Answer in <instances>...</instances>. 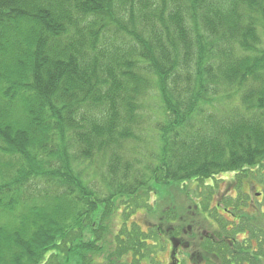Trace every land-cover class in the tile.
<instances>
[{"label": "trees", "instance_id": "trees-1", "mask_svg": "<svg viewBox=\"0 0 264 264\" xmlns=\"http://www.w3.org/2000/svg\"><path fill=\"white\" fill-rule=\"evenodd\" d=\"M262 170L264 0H0V264H163L153 195ZM236 201L191 262L264 263Z\"/></svg>", "mask_w": 264, "mask_h": 264}, {"label": "rangeland", "instance_id": "rangeland-1", "mask_svg": "<svg viewBox=\"0 0 264 264\" xmlns=\"http://www.w3.org/2000/svg\"><path fill=\"white\" fill-rule=\"evenodd\" d=\"M251 175L253 177L242 179L241 182L237 178L235 179L232 174L222 175L215 180V183L208 182L209 185L214 186L213 188L211 186L205 187L201 193L195 192L196 187L199 186L197 183L188 185V189L193 191H188L181 184L162 187L158 196L155 197L153 195L152 197L151 210H139L132 217V220L140 224L144 230L150 228L152 225L159 226L161 224L163 230L170 237L174 233L171 229H177L180 232L179 239L183 247L180 245L179 248L175 249L173 248V244L167 240V246L164 252L159 254L158 258L163 264H173L175 256L184 257L185 260L183 258V261L189 260L188 264H194V262H191V258L201 260L202 256H204L200 248L202 242L205 238L213 237L214 232L221 225V220H217V218L223 219L222 226H225V229L230 231L231 235L233 234L235 219L230 215L232 214L231 212H225L226 205L224 202H227L229 209H231V204H237L238 200L236 201V199L244 198L246 206L243 207L242 211L245 215L251 216L249 225H253L255 231L257 230V233H261L260 235L264 238V170ZM229 198H232L229 200L230 202L233 201L231 204L228 201ZM233 198L236 199L233 200ZM206 206L208 210L214 211L212 214L215 218L218 214L220 217L217 216L216 219H212L210 216L211 212H207ZM168 209L173 210L175 218H177L175 227L168 225L164 218V212L168 211ZM122 219L121 213L114 214L111 220L116 228L114 231L121 227ZM247 237V234L242 233L234 238L239 242L245 241L244 239ZM258 245L259 242L257 241L252 242L251 246L254 251L259 249ZM177 252L178 255H176ZM257 264L264 263L258 262Z\"/></svg>", "mask_w": 264, "mask_h": 264}, {"label": "flooded vegetation", "instance_id": "flooded-vegetation-1", "mask_svg": "<svg viewBox=\"0 0 264 264\" xmlns=\"http://www.w3.org/2000/svg\"><path fill=\"white\" fill-rule=\"evenodd\" d=\"M263 241H264V239H263ZM181 245V242H180V239H179V236H177L176 238H175V241H174V243H173V248H179V246ZM181 247H183L182 245H181ZM176 255H178V252H177V254ZM184 257H178V256H175L174 257V263L173 264H182V260L181 259H183ZM184 260H185V258H184ZM189 261V260H188Z\"/></svg>", "mask_w": 264, "mask_h": 264}]
</instances>
